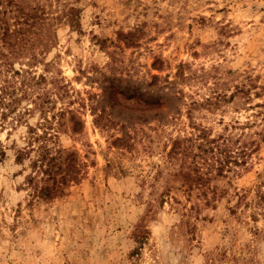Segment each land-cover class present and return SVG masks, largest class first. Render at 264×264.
Listing matches in <instances>:
<instances>
[{
	"label": "rangeland",
	"instance_id": "rangeland-1",
	"mask_svg": "<svg viewBox=\"0 0 264 264\" xmlns=\"http://www.w3.org/2000/svg\"><path fill=\"white\" fill-rule=\"evenodd\" d=\"M52 3L76 9L33 68L60 158L34 167L23 100L0 127V264H264V0Z\"/></svg>",
	"mask_w": 264,
	"mask_h": 264
},
{
	"label": "trees",
	"instance_id": "trees-1",
	"mask_svg": "<svg viewBox=\"0 0 264 264\" xmlns=\"http://www.w3.org/2000/svg\"><path fill=\"white\" fill-rule=\"evenodd\" d=\"M52 2L53 0H0V110H2L0 112V127L4 125L7 116L11 114H13L12 121L19 123L22 120V115L31 113V109H33L31 107H25L22 112L15 113L16 107L23 100L30 102L32 107L41 109L43 118L39 126L43 129L42 133L38 134L35 128L28 126L26 144L28 147L36 148L37 158L33 165L37 171L47 175L48 178L53 177L52 170L57 164L55 160L60 158V155H57V158L48 156L47 142L56 137L62 121L58 120L56 127L53 121L57 115L52 114L51 117H46L44 105L48 101L39 102V94L34 95L35 88L38 84L40 85V81L36 80L33 68L43 63L44 50L48 46L56 44L53 24L66 20L74 26L76 17V9L66 5L64 9H55L56 13L54 14L53 12L46 13V7L51 8ZM16 66L18 67L16 68ZM41 82H45V80ZM217 150L224 156L223 159H219V162L229 163L231 159L229 153L224 149ZM190 170L194 174L199 172L198 167L194 165ZM197 180H200V177ZM29 184L32 187V197L36 195L48 198L51 195L53 186H38L36 179ZM256 188L257 201L255 204L262 206L264 203V179L259 181ZM245 199V195L237 194V203L240 204ZM208 201L209 199L206 197L205 202ZM247 204L249 205V203Z\"/></svg>",
	"mask_w": 264,
	"mask_h": 264
}]
</instances>
